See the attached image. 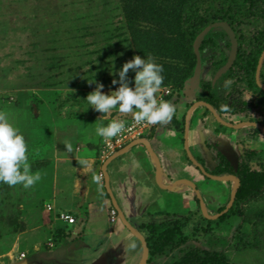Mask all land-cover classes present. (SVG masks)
Returning <instances> with one entry per match:
<instances>
[{
  "label": "rangeland",
  "instance_id": "obj_1",
  "mask_svg": "<svg viewBox=\"0 0 264 264\" xmlns=\"http://www.w3.org/2000/svg\"><path fill=\"white\" fill-rule=\"evenodd\" d=\"M199 1L0 0V111L25 136L31 171L41 174V180L27 189L0 182V264L83 261L81 248L87 236L83 201L78 211L72 210L78 229L84 226L80 232L57 229L48 204H55L59 178L79 173L75 167L79 157L90 164L78 181L79 193L107 196L101 168L110 156L96 128L113 120H134L133 114L120 113L117 106L104 115L86 97L97 83L104 85V94L116 91L119 83L113 85L112 80H119L123 64L136 55L147 59L151 54L163 66L164 80L156 96L158 101L174 104L173 117L182 121L183 129L161 132L175 138L179 157L185 156L186 117L193 107L189 130L190 142L198 144V148L190 145L195 159L210 172L225 166L227 160L235 170L264 171V0L253 4L221 0L235 15L232 24L214 22L194 43L193 51L185 27L191 4L199 5ZM211 30L220 34L218 43L201 48L203 36ZM239 42L245 58L239 59L234 75H226L236 60ZM198 56L202 59L200 82L195 78ZM127 77L134 88L135 72L129 70ZM229 79L231 87L223 90ZM207 82L216 87L218 96L239 103L221 115V121L199 103L205 101L202 84ZM160 126L148 124L146 136L157 133ZM66 143L71 145L70 152ZM187 164L193 165V175H187L196 186L190 197L168 194L149 208V220L140 226L133 222L149 245L146 264H175L179 250L189 247L225 255V260L209 264H264V189L223 212L236 181L229 175L210 177L190 158ZM111 206L108 215L103 208L94 213L96 218L93 215L92 226L98 229L106 225L108 216L113 237L107 248L106 241H98L97 252L102 249L98 264H120L116 256L114 262L106 261L107 251L116 253L124 237L117 232L119 219L112 221ZM164 241L179 246L166 251ZM122 250L124 258L130 256V250ZM143 261L144 247L138 264Z\"/></svg>",
  "mask_w": 264,
  "mask_h": 264
},
{
  "label": "crops",
  "instance_id": "obj_2",
  "mask_svg": "<svg viewBox=\"0 0 264 264\" xmlns=\"http://www.w3.org/2000/svg\"><path fill=\"white\" fill-rule=\"evenodd\" d=\"M216 118L221 121L217 116ZM163 129H172L178 131L172 127H160L157 133H153L151 136L144 137L149 140V146L144 143H136L128 148V146L132 143L131 142L126 146V148H124V152L122 154L110 160V162L106 165L111 191L123 210L126 219L132 226L133 222H138L140 226V224H143L149 220V208L153 206L158 200L166 197L168 194L185 195L188 198L190 197L191 191H193V186L183 181H192V177L187 175L188 172L193 175V165L190 164L189 166L187 164V160L189 158L191 159L187 148L184 146V158L181 156L179 157L177 154L178 150L176 147L177 144L175 138L165 137V134L161 132ZM190 138H192V135L190 137L189 130L188 149L190 150V145L192 146V144L193 147L198 148L197 142H190ZM153 153L156 155V157ZM78 160L79 161L75 163V167L79 172L78 174H69L67 178H59L57 185L58 195L54 204L55 211H53L55 213L54 219L56 224H59L57 229H63V231H65L64 229H71L74 232L82 231L84 226L78 229V219L75 225L66 227V223L57 218L56 211H61L63 207H65L67 211L70 212H72V210L78 211V203L79 201H83L82 203L86 207L85 223L87 225V229H84L87 236L84 243L86 247L82 245L81 248V251L83 252L82 254L84 255V258L82 257L83 263L81 262V264H93V259L96 254L99 255L96 259V264H98L101 263V261L97 260L101 258V254L99 252L102 251V249L97 252V244L101 240H104L106 241L105 248H107L113 237L109 235L111 234V223L108 222V216L106 218V225H104L101 229H98L97 227L94 228V226H92L95 225L94 220L97 216H95L94 213L96 214V212H98L97 210L103 208L106 212V215H108V209L110 205H112L111 207H115V204L111 194L107 189V180L105 175V188L107 191L106 197L97 196L98 194L95 195L93 193H89L88 197H84L79 193L81 190V182L78 181L82 176L83 170L86 169L89 163L83 157H79ZM134 160L139 163L138 168L134 166ZM105 162L101 168L102 172ZM184 171L186 173L185 178L183 176L180 177ZM174 183L177 185L172 188L171 186ZM59 207H61V210ZM72 213L75 214L74 212ZM118 214L119 220L117 222V232L124 234V237L121 239L120 248L116 251V253H114L113 250L112 252L107 251L106 261L108 262L110 259V261L114 262V256H116L117 262L120 264H138L143 253L141 241L125 225L122 217L120 216V212ZM133 227L135 228V226ZM137 231L140 232L139 230ZM133 241L136 242L137 248L135 250H130V256L128 255L127 258H124L122 247L126 248V245Z\"/></svg>",
  "mask_w": 264,
  "mask_h": 264
},
{
  "label": "clouds",
  "instance_id": "obj_3",
  "mask_svg": "<svg viewBox=\"0 0 264 264\" xmlns=\"http://www.w3.org/2000/svg\"><path fill=\"white\" fill-rule=\"evenodd\" d=\"M129 70L135 72L134 88L129 86L127 77ZM162 73L163 66L157 64L151 54L147 59L136 55L123 64L118 72L119 80H112L113 85L119 83L116 91L104 94L102 92L104 85L97 83L95 90L87 95L86 100L95 111L104 115L118 106L120 113H132L137 124L146 122L149 125L163 126L171 122L175 114V106L170 101H158L157 99L156 93L160 90L164 80ZM232 83L230 79L225 80L221 88L227 90ZM220 110L228 112L230 107L222 104ZM124 130L123 120H113L107 126H98L96 134L108 140ZM65 145L67 151L70 152L71 145L67 143ZM27 153L28 146L25 136L10 123L7 113L0 111V182L10 187L22 185L27 189L41 180L39 172L32 173ZM133 164L139 167V163L135 160ZM94 180L99 182L100 178L96 176ZM136 248L137 244L134 241L126 245L127 250Z\"/></svg>",
  "mask_w": 264,
  "mask_h": 264
},
{
  "label": "trees",
  "instance_id": "obj_4",
  "mask_svg": "<svg viewBox=\"0 0 264 264\" xmlns=\"http://www.w3.org/2000/svg\"><path fill=\"white\" fill-rule=\"evenodd\" d=\"M249 1L253 4L254 0ZM227 7L229 6H227L226 3L221 0H200L199 5H196L195 3L191 4L190 14H188V19L186 21L188 25L185 27L186 38L190 49L194 51V43L200 40V36L203 34L204 30L214 22L227 21L232 24L235 15L231 14ZM218 39H220V34L218 32H214L213 30L207 32L201 41V48L207 45H216L219 41ZM240 58H245V51L239 42L236 60L233 64V67L228 70V74L226 75H234V70L238 63H240ZM183 86L184 84L181 83L180 87ZM202 88L204 93L203 99L210 105V107L217 111L219 116L232 112L235 106L239 105V103L234 99L218 96L216 87H213L210 82L202 84ZM222 104L229 105L230 110L228 112L221 111L220 106ZM171 123L172 124L166 127H172L178 131L183 129V123L178 118L173 117ZM201 164L204 165V163ZM213 173L216 175L234 174L239 178L240 185L238 186L236 203L244 199L254 198L264 189V171L250 172L246 168L242 167L240 170H235L234 166L227 161L225 166L218 165L215 172ZM231 210H233V208ZM240 213L242 214V212ZM178 246L179 245L171 246L170 242L168 241L163 242V248L165 250L170 249L175 251ZM179 251L180 252H178V254L175 256V264H209L225 260V255L222 252L208 251L203 253V250L198 247H189Z\"/></svg>",
  "mask_w": 264,
  "mask_h": 264
},
{
  "label": "water",
  "instance_id": "obj_5",
  "mask_svg": "<svg viewBox=\"0 0 264 264\" xmlns=\"http://www.w3.org/2000/svg\"><path fill=\"white\" fill-rule=\"evenodd\" d=\"M201 68H202V59H201V56H198V61H197V66H196V72H195V78L198 82H200V76H201ZM259 71V70H258ZM199 103H202L204 105H206L207 107L211 108L212 111L214 112V114L220 119V116L219 114L217 113V111L210 107V105L206 102V101H201ZM198 103H194L193 106H196ZM193 111V107L189 110L188 114H187V117H186V135H185V146L187 148V151H188V154L189 156L191 157V160L194 162V164L199 167L201 169V171L210 176V177H213V178H218V179H223L224 177H219V176H216L214 174H211L210 172H208L206 170V168L197 160L195 159L192 155H191V152L190 150L188 149V132H189V120H190V117H191V113ZM221 120V119H220ZM136 143H144L146 144L147 146L150 145V142L148 139L146 138H139L137 140H135L134 142H132L128 148H130L133 144H136ZM124 152V150H121L115 154H113L111 157H109L105 163V166L103 168V174L105 175L106 177V186H107V189L109 191V193L111 194L112 198H113V201H114V204H115V207L117 208V210L120 212V216L122 217L125 225L135 234V236L137 238H139V240L142 242L143 244V247H144V261L142 264H146L147 263V259H148V256H149V245H148V242L146 240V238L140 233L138 232L129 222L128 220L126 219L124 213H123V210L121 209L120 205L118 204L114 194L112 193L111 191V186H110V182H109V175H108V172L106 170V165L110 162V160H112L113 158H116L117 156H119L120 154H122ZM154 154V153H153ZM154 156L156 157V155L154 154ZM229 177L231 179H234L236 181V186L234 188V191H233V194H232V199H231V202L229 204V206L226 208V210H224L223 212H227L230 208L233 207L234 205V202H235V199H236V195H237V189H238V186H239V178L236 176V175H229ZM184 182L186 183H189L191 184L194 188H196L195 186V183L193 181H190V180H183ZM177 184L174 183L171 187H175Z\"/></svg>",
  "mask_w": 264,
  "mask_h": 264
},
{
  "label": "built area",
  "instance_id": "obj_6",
  "mask_svg": "<svg viewBox=\"0 0 264 264\" xmlns=\"http://www.w3.org/2000/svg\"><path fill=\"white\" fill-rule=\"evenodd\" d=\"M124 121V120H123ZM125 122V130L121 132L119 135L112 137L108 140H105V151L107 157H111L113 154L124 150L126 146L139 139L146 137V128L148 124L146 122H142L140 124L135 123L134 120L124 121ZM48 209L50 211H55V207L53 204H48ZM112 216V221L116 222L119 219L118 210L115 207H112L110 211ZM57 218L66 223V227L75 225L77 223V217L70 211H56ZM25 256V254H23Z\"/></svg>",
  "mask_w": 264,
  "mask_h": 264
},
{
  "label": "flooded vegetation",
  "instance_id": "obj_7",
  "mask_svg": "<svg viewBox=\"0 0 264 264\" xmlns=\"http://www.w3.org/2000/svg\"><path fill=\"white\" fill-rule=\"evenodd\" d=\"M199 161V160H198ZM228 162H230L229 160H227ZM200 163H203V162H201V160L199 161ZM231 163V162H230ZM204 165H205V163H204ZM203 165V166H204ZM231 165H232V163H231ZM234 166V165H233ZM205 168H206V165L204 166ZM197 168H199V167H197ZM235 168V167H234ZM199 170L201 171V169L199 168ZM206 170L208 171V172H210L209 171V169L208 168H206ZM211 174H214L213 172H210ZM216 175V174H215ZM234 175V174H233ZM235 201H236V199H235ZM235 203V202H234ZM118 213H119V211H118ZM142 243V242H141Z\"/></svg>",
  "mask_w": 264,
  "mask_h": 264
}]
</instances>
